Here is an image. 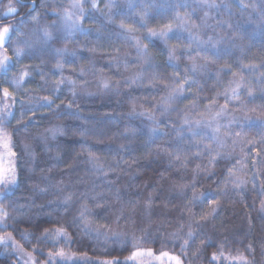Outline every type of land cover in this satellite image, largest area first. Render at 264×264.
<instances>
[{
	"label": "trees",
	"instance_id": "1",
	"mask_svg": "<svg viewBox=\"0 0 264 264\" xmlns=\"http://www.w3.org/2000/svg\"><path fill=\"white\" fill-rule=\"evenodd\" d=\"M22 1L26 3L20 4L12 0L19 8V15L14 17L16 19L13 22L23 17V23L19 26L24 34L37 25L31 16L39 15L38 24L52 22L56 19L53 10L62 12L70 4V0H35L33 5L31 0ZM97 2L99 10L91 7V0H85L83 31L72 36H54L48 45L38 44L33 49L26 50L19 61V69H13L10 65L7 71L13 70L11 73L0 71V99L5 87L16 94L15 104L11 108L16 119L11 120L9 130L18 127L16 120L21 118L22 112V123L27 125L26 130L21 128L16 134V150L20 152L23 144H28L35 154L34 160L25 158L27 163L25 159L21 160L24 170L21 171L20 185L10 197L3 199V205L8 207L10 215H15L9 206L11 201L24 204L31 203L34 199L36 205H45L41 215L36 217L37 222L43 227H53L57 221L63 223L65 218L70 222L72 215L76 214L79 202L73 205L70 213H64L62 210L54 211L56 204H49L50 201L61 199L68 192H75L77 196L85 190L90 195L103 192L112 206L107 212H101L94 217V222L103 224L114 219L113 213L121 203L128 200L142 202L155 188L156 204L151 216V230L155 232L160 229L157 234L166 235L167 232L175 231L179 223L183 222L186 231L188 217L186 213L182 217L180 210L192 198L193 190L189 187L181 194L173 190L172 185L190 183L192 169L197 163L207 164L208 157L206 153L201 159L193 157L197 150L195 142L200 141L201 137L191 136L188 126L183 124V118L187 116L192 121L210 119L225 103L223 93L229 87V82L238 80L242 74L245 83L252 89L251 96L246 91L241 92L242 107L251 120L243 121V127L231 125L230 131L233 135L227 138L222 136L225 131L222 127L221 136L225 139L222 148L209 139L212 134L210 129H198L208 134L203 138L201 147L211 143L215 151L231 153V158L225 156L218 159L213 169L214 175L210 178L203 173L197 177V194L204 192L212 195H208L203 203H195L193 212L196 213V218L199 219L202 212L209 211L208 200L219 197L220 204L216 208L215 219H211L202 231H197L196 243L189 250V260L191 264H208V257L215 248L205 249L203 261L192 259L191 256L200 239H203V233H207L217 243H225V250L236 252L237 248L243 250L245 244L252 243L256 249V264H264V256L260 251L261 244H264V212L259 210L260 201L264 199V193L259 188L264 183V76L261 75L264 73V22L261 20L264 0H215L218 7L213 8L202 5L200 0H132L134 7H129V0H115L110 8L106 7L109 0ZM8 3L9 0L1 1L2 6ZM174 4L188 5L177 11L181 16L188 14L192 23L200 25L192 29L193 34L202 40L212 37L214 42L219 40L220 43L216 49L209 48L206 53L208 60L214 63H206L202 58L204 53L196 58V63L205 67L203 70L187 73L195 81L191 84L190 91L186 90L183 98L175 101L164 117L158 111L155 112L157 120L163 121L159 127L166 135L150 140L149 130L155 125L148 116L139 115V112L153 104H163L169 91L164 85L173 83V74L176 72L180 73L182 80L185 68L191 69L192 62L187 56V31L174 29L167 45L159 38H153L149 42L144 38L146 29L141 27V16L138 13L146 12L147 26L159 29L169 22L176 23L175 12L169 7ZM30 7L35 10L28 15ZM206 12V23H202ZM218 21L227 23L218 24ZM121 23L130 25L137 31L129 34L120 27ZM228 24L232 27L229 28ZM133 35L142 43L148 44V57L154 67L145 64L144 59L138 56L135 40L131 38ZM172 46L177 48L178 61H169L168 49ZM191 47L195 49L196 44L192 43ZM56 49L62 51L58 53ZM58 61L62 63V68L56 66ZM174 64H178V67L173 66ZM248 65H255V70L250 71L246 67ZM21 69L28 70L30 75L25 78L20 88H12L7 83L11 77H17ZM233 72L237 73L236 77L232 76ZM137 74L142 75V81L137 80L135 84L125 83ZM153 75L156 80L155 86L151 87L148 81ZM61 79L65 83L60 84L57 90L56 82ZM68 79L75 81V97ZM102 80H109L113 87L102 89ZM117 81L118 89L115 87ZM45 96L55 101L51 109L43 100ZM213 98L216 103L210 104ZM73 99V107L67 108L68 102ZM61 101L64 103L61 104ZM133 102L137 104L136 114H130ZM238 103L229 101L227 114L219 121L221 125L227 124L232 117L244 116V112L235 111ZM57 104L60 105L58 109L55 107ZM141 104L143 108L140 107ZM56 126L63 129L64 134H58L53 140L46 130ZM237 131L241 132L240 137L234 135ZM253 148L260 151V156L251 151ZM89 151L99 158L98 161L89 162ZM169 151L179 152L182 159L187 155V169L179 167V162L173 161L168 155ZM253 158L258 161L256 168L261 173L256 178V188H253L252 180L256 171L252 166ZM237 159L247 163V168L243 170L237 165V175L246 184L243 190H234L230 184L227 190H223L227 169ZM99 166H102V170H98ZM104 172L108 175L105 176ZM61 181L63 183L60 188L63 191L52 187ZM37 187H46L47 192L41 194L38 190L34 191ZM117 190L121 196L119 203L116 201ZM165 203L167 208L164 207ZM89 207L93 208V212L100 211L93 207L91 200ZM36 210L33 208V211ZM49 212L52 213L50 217L46 215ZM141 215L138 207L135 216L138 225L149 226L147 219L140 221ZM7 223L11 226L7 231H12L15 239L24 244L26 250L31 251V244L35 243V239H31V244L27 243L21 239L19 232L32 229L26 223L17 224L12 219ZM121 225H124L123 220ZM13 228L18 231H13ZM68 231L75 239L83 241L72 246L71 250L77 252L78 256L87 252L92 259H106L115 255H120L122 259L128 254L127 250L122 254L111 251L113 246L109 244V255L102 244L82 236L76 228L69 227ZM41 247L46 253L51 245ZM145 247L155 246L148 244ZM11 251L9 248L6 253L0 247V264H15L10 255ZM176 251H179L178 247ZM34 255L40 261L45 259L38 253Z\"/></svg>",
	"mask_w": 264,
	"mask_h": 264
},
{
	"label": "snow or ice",
	"instance_id": "2",
	"mask_svg": "<svg viewBox=\"0 0 264 264\" xmlns=\"http://www.w3.org/2000/svg\"><path fill=\"white\" fill-rule=\"evenodd\" d=\"M115 0H109L106 7H111L114 4ZM201 4L209 8L218 7L215 0H200ZM19 3V0H17ZM31 3L34 4L35 0H31ZM85 0H70V8H64L62 13L53 10V15L57 17L56 21H53L51 24L44 25L38 29H34L30 37L21 41V37L25 34L21 31L20 24L23 23V17L19 21L13 22L10 20L8 23H3L0 20V71H7L8 67L11 64L13 57L19 60L21 56L25 54L26 50L33 49L36 45H48L54 39L53 29L58 32H64L68 36L74 35L78 31H83V19L85 18ZM91 7L93 9L99 10L97 0H91ZM129 7H134L132 0H129ZM171 10L175 12L174 19L175 24L169 22L164 24L159 29L155 27H148L145 16L146 12L138 13L141 16V27L146 29L145 39L151 42L153 38H159L164 41L167 45L168 40L171 38L170 34L174 33V29H180L187 31L189 33V45L187 48L188 59L192 62L191 69L185 68V76L181 80L180 73L176 72L173 74L174 79L171 85L165 84L164 86L169 89L167 98L164 100L161 105H151L148 109H145L139 112V115H146L150 120L153 121L155 126L151 127L149 132V139L153 140L156 137H162L166 133L159 127L163 122L162 120H157L155 112H159L161 117H164L166 113L171 109L172 104L183 98L185 91H190L191 84L195 83L187 73L189 71L196 72L198 70H203L205 65H198L196 63V58L201 57V53H204L202 57L206 63L214 61H209L207 57V51L209 48L216 49L219 40L213 41L212 37H208L207 40H202L198 35L193 34L192 29L200 27L196 23H192L188 14L181 16L179 8L188 7L187 4H174L169 6ZM243 7H248V5H243ZM34 8H29L28 15H31ZM19 15V8L16 7L12 0H9L6 11L3 12L4 18L16 17ZM205 20L202 23H206V18L208 13L204 14ZM33 22L39 23V15L31 16ZM262 22H264V14L261 16ZM58 21V22H57ZM220 23H227L221 22ZM190 25V27H189ZM122 29H126L127 33L131 34L137 31L130 25L120 24ZM228 27L231 28L232 25L228 24ZM16 35V39H13V35ZM135 40V47L137 48V54L140 58L144 59V63L150 67H154L151 64L150 58L148 57V44H144L141 40L134 35L131 36ZM192 43L196 44V48L191 47ZM9 49H11L12 55L10 56ZM59 53L62 50L56 49ZM63 51H66L64 49ZM177 48L172 46L168 49V57L170 62L178 61L179 57L176 55ZM193 52L195 55H193ZM183 54V53H182ZM58 68H62L63 65L61 62H57L56 65ZM173 66L178 67V64ZM250 71L255 70V65L246 66ZM30 72L25 69H21L18 77H14L12 84L16 88H20L24 83L25 77L29 76ZM264 76V73L261 74ZM233 77L237 76V73H232ZM143 77L140 74L130 78V80L125 81L126 84H135L137 80L142 81ZM156 80L155 75H153L148 84L151 87L155 86L154 81ZM72 85V95L75 97V81L68 79L67 81ZM65 80L61 79L56 82L57 90H59V85L64 84ZM187 86V88H186ZM100 87L104 90H108L113 85L109 80H102ZM115 87L119 88V81L116 82ZM246 91L249 96L252 95V89L247 86L245 83V77L241 74L238 80H233L229 82V87L225 89L223 95L225 97V103L220 106L219 110L216 111L210 119H197L195 121L189 120L187 116L183 118V124L188 126V131L191 133L193 138L200 136L201 140L196 141L197 150L193 153V157L196 159H201L204 157L205 153L208 157L207 164L197 163L192 169V180L190 183H178L173 184L172 189L183 194L189 187L193 190V196L188 201V204L182 208L181 216L187 214L188 223L187 230L185 231V224L183 222L179 223L175 231L167 232L165 234L160 233V229H157L155 232L151 230V216L153 213V208L156 204V199L154 193L156 189H153V192H150L146 199L142 202L139 200H128L126 203H121L119 208L116 209L113 213L114 219L108 223H96L94 222V217L100 215L101 212H107L110 207H112L109 202L105 199L103 192H97L95 195H90L89 191L85 190L80 192L79 196L75 192H68L61 199L50 201L49 204H56V209L54 211L62 210L64 213H70L73 209V205L79 202V206L76 209V214L72 215L71 221L69 222L66 218L63 223L57 221L53 227H43L42 224L38 223L36 217L41 215L45 205H36L35 200L32 199L31 203L20 204L16 201H11L10 207L12 212L15 215H10L8 207L3 205V199L10 197L16 188L20 185V175L21 171L24 170L21 165V160L25 158L35 159V154L32 151L30 145L23 144L22 151L17 152V139L16 134L20 131L21 128H27V125L23 124V112L21 113V118L16 120L17 128L9 130L11 126V120L16 119L14 113L11 111V108L15 104L16 94L5 87L2 89V107H0V247H3L5 252H8V249L11 248L10 255L14 258L15 264H21V255L26 257L23 259L22 264H143V258L149 257L152 259L153 264H191L189 260V250L192 245L196 243L197 240V231H202L206 227L207 223L211 219H215L216 208L220 204L219 197L215 199L208 200L209 211L202 212L199 216V219L196 218V213L193 212V206L196 202L203 203L207 199L208 195L211 193L196 192V182L197 177L203 173L207 177L214 175L213 169L220 158H231V153L222 154L220 151H215L212 147V144H203L201 147L202 140L207 133H202L198 131L201 127L211 128V136L209 139L212 142H215L219 147H223L225 144L224 138L230 137L233 133L230 131L231 125L236 124L240 127H243V121H250L251 117L247 116V112L242 107L243 101L241 100V92ZM43 100L47 106L51 109L55 104L53 98L45 96ZM229 101L239 102L235 106V111L244 112L242 118L232 117L227 124L221 125L219 123L220 119L227 114V109L229 106ZM64 102L61 101V104ZM75 103V100L69 101L67 108L71 109ZM210 104L216 103L215 98L209 102ZM55 107L58 109L60 105L57 104ZM78 107V105H77ZM143 108V105H140ZM193 107H195V102H193ZM254 111V109H253ZM137 113V104L132 103L130 114ZM11 117V119H9ZM213 122H215V127H213ZM171 124V121L168 122ZM175 127L174 124H172ZM224 128L225 131L221 136V128ZM51 134V138L54 140L57 135H63L64 131L60 127H52L46 130ZM83 136L84 133H81ZM236 137L241 136V132L237 131L234 133ZM235 143V141H234ZM248 143H251L249 141ZM251 151H255L256 156H260V151L253 148ZM168 155L172 157L173 161L179 162V167L187 169L188 167V156L184 155L183 159L179 152H168ZM247 156V153H245ZM89 162L94 163L98 161V157L95 156L91 151L88 152ZM25 159V163H27ZM258 161L253 158L252 166L256 168ZM237 165L240 166V170L247 168V163L243 162L242 159H237L235 163L227 169L226 175L224 177L223 185L224 189L227 190L228 185L230 184L234 190H243L246 181L242 180L240 176L237 175ZM171 166V161H170ZM98 170H102V166H99ZM114 171V169H112ZM105 176L108 175L107 172L103 173ZM260 169L256 168V171L253 174V188H256L255 183L257 176H259ZM163 177V174H161ZM58 182L52 187L57 188L60 191H63L60 188ZM111 183V182H110ZM260 191L264 193V183L259 185ZM39 191V193L44 194L47 192V188L37 187L34 191ZM94 191V189H93ZM89 200L93 202V207L99 209V212H93V208L89 207ZM116 201L119 203L121 201V196L119 190L116 193ZM140 208L142 215L140 221L143 222L144 219H147L149 226L140 227L135 218L137 209ZM164 207L167 208V203L164 204ZM33 208L37 209L33 211ZM261 212H264V199L260 201ZM49 217L52 215L51 212L47 213ZM12 219L15 223H26L32 231L23 230L19 234L21 239L27 243L31 244V239H35V243L31 244V251L25 249L24 244L17 241L13 235L12 231H7L11 227L7 221ZM121 220L124 221V225H121ZM203 222V223H202ZM115 225V226H113ZM195 225V227H194ZM69 227H74L78 230L80 234L84 237H88L93 241H96L98 244H102L104 251L111 255V251H116L123 253L125 250L128 251L126 256H123L121 259L120 255L111 256V258L106 259H92L88 256L87 252L77 255V252L72 251V246L78 242L83 243L82 240L78 241L73 237V235L68 231ZM13 231H18L17 228H13ZM39 233L38 235L36 233ZM139 233V234H138ZM51 247L45 253L41 245H48ZM111 244L113 247L111 251L109 250L108 245ZM154 245L155 247H145V245ZM178 247L179 251H176ZM227 245L223 242L217 243L213 240L211 236L207 233H203V239H200L199 245H197L195 251H192V259L203 261L205 249L215 248V251H212L208 257V264H221L223 261L224 264H256L255 253L256 249L253 247L252 243L245 244L243 250L237 248L236 255L231 254V250L226 254ZM261 255L264 256V244H261ZM34 253H38L41 256H44L45 259L40 261L37 259V256Z\"/></svg>",
	"mask_w": 264,
	"mask_h": 264
},
{
	"label": "rangeland",
	"instance_id": "3",
	"mask_svg": "<svg viewBox=\"0 0 264 264\" xmlns=\"http://www.w3.org/2000/svg\"><path fill=\"white\" fill-rule=\"evenodd\" d=\"M67 8H70V4H69V6L67 7ZM62 13V12H61ZM57 20V17H56V19L55 20H53V21H56ZM53 21L52 22H48V23H41V24H37V25H35V27L34 28H32V30H30V32H28L27 34H25L23 37H21L20 39H21V41H23L24 39H26V38H28V37H30L31 35H32V33H33V30L34 29H38V28H40V27H42V26H44V25H47V24H51V23H53ZM58 22V21H57ZM84 29V28H83ZM78 32H80V31H78ZM53 33H54V36H57V35H60V36H67V34L66 33H64V32H58V31H56L55 29H53ZM13 39L15 40L16 39V36H14L13 35ZM25 53H26V51H25ZM10 56L12 55V52H11V49H9V53H8ZM22 57L23 56H21L20 58H19V60L17 61V59L15 58V57H13V59H12V61H11V64L10 65H12V68L13 69H19V61H20V59H22ZM13 65H15V66H13ZM9 68V67H8ZM11 69V68H10ZM13 71V70H12ZM11 70L9 71H7V73H11L12 72ZM21 71V70H20ZM20 71H18V73L20 74ZM19 74L17 75V77L19 76ZM9 75V74H8ZM10 76V75H9ZM11 77V76H10ZM26 78V77H25ZM12 80H13V77H11V79H10V81L7 83L9 86H12V88H16L11 82H12ZM3 105H2V103H0V107H2ZM213 127H215V123L213 122V125H212ZM208 129V131H209V129H210V131H211V128H207ZM226 251V254L228 253V251L229 250H225ZM231 254L232 255H236V252L235 251H231ZM19 255H21V261H23V259H25L26 257H23L22 256V254H19ZM143 264H153V261H152V259L151 258H149V257H144L143 258ZM221 264H224V262L222 261L221 262Z\"/></svg>",
	"mask_w": 264,
	"mask_h": 264
},
{
	"label": "flooded vegetation",
	"instance_id": "4",
	"mask_svg": "<svg viewBox=\"0 0 264 264\" xmlns=\"http://www.w3.org/2000/svg\"><path fill=\"white\" fill-rule=\"evenodd\" d=\"M1 1L2 0H0V20H2L3 23H8L10 20H15L16 18H12V17L4 18L3 17V12L6 11L7 5L2 6ZM16 2H17V0H16ZM19 3L25 4L26 2L19 0ZM31 5H33V4L31 3ZM0 74H1V72H0Z\"/></svg>",
	"mask_w": 264,
	"mask_h": 264
}]
</instances>
